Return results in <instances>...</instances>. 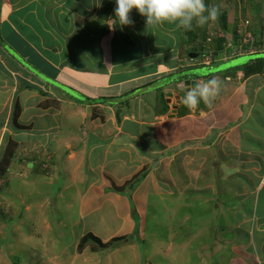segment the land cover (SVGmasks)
<instances>
[{
    "label": "crops",
    "instance_id": "obj_1",
    "mask_svg": "<svg viewBox=\"0 0 264 264\" xmlns=\"http://www.w3.org/2000/svg\"><path fill=\"white\" fill-rule=\"evenodd\" d=\"M258 2L251 19L241 17L240 6L218 7V20L209 22L219 43L196 37L195 28L203 30L195 21L191 30L147 25L135 9L134 23L121 27L115 0H0V158L12 147L0 200L9 219L47 226L45 234H23V264L89 258L87 245L70 255L59 248L50 224L60 218L35 217L47 205L69 206L72 187L76 245L86 233L104 243L142 238L151 214L155 227L146 234L158 236L164 260L145 253L147 264H264V77L244 71L264 54V31L254 50L243 40L248 28L253 36L264 28V0ZM198 39L207 53L205 42L220 48V62L209 68L254 58L206 77L184 72L195 64L187 57L199 51ZM187 74L195 83L221 82L211 107L182 103L186 87H176ZM113 257L105 264H122Z\"/></svg>",
    "mask_w": 264,
    "mask_h": 264
},
{
    "label": "rangeland",
    "instance_id": "obj_2",
    "mask_svg": "<svg viewBox=\"0 0 264 264\" xmlns=\"http://www.w3.org/2000/svg\"><path fill=\"white\" fill-rule=\"evenodd\" d=\"M217 2L218 1H216L215 5H218V7L219 6H221V7L225 6L227 12H229V11L232 12L235 10V8L238 9L240 6L241 17H243L245 19L250 18L249 12L255 13L256 6L259 3L258 0H220L218 3ZM222 18H224L223 15H222ZM246 21H245V23H246ZM195 25H196V23H195ZM208 26L211 30V27H212L211 22L208 23ZM206 27H207V23L204 26H197V28H201L203 31L200 33V30L195 28L194 32L198 34L196 37H202L204 39V38H206L205 37L206 35L207 36L210 35L213 37V39L214 38L220 39V41H219V43H220L221 37L219 36L218 32H216V31L213 32V30L208 32ZM252 28H254V26ZM263 31H264L263 27L261 29H259L258 31L256 29L255 30L253 29L252 33L254 34V36L250 32V28H248L246 30V32H244L243 35L246 37L243 38V40H244V42L249 44V45L247 44L248 47H245V50H254L255 46H252L253 45L252 42H254V41H255V43H256V41L259 42V40H261L260 38L263 37V35H262ZM225 32H226V30H225ZM199 39L196 40L199 48H195V49L196 50L199 49L198 53L200 54V56L198 55V57H194L192 60L188 59V57H187V60L189 62L195 63L193 65V68L191 69V71L195 70L196 72H200L201 76L205 75V77H206V75H208L209 72H215L217 68H221V67L223 68V66L232 67L233 65H235V64L238 65L239 63L244 64L249 59L254 58V55L247 56L246 58H242V62H240L239 60L236 61V59L234 58L235 59L234 61H228L226 64L221 65L220 67L217 66V67H210L209 68L206 65H204V68H201V66H203L204 63L206 64V62H210V63L215 62L216 64L218 62H220V61H218L217 53L213 52L214 50H216V52H217V50L219 51L220 48L219 47L217 48V44L214 45L215 40H213L211 42V45L204 41L206 44L207 51L210 52V53H208V56H207V52L200 46L202 43H201V40H199ZM0 47L5 48L4 44H1V43H0ZM258 56L264 57V54L261 53V54L257 55V57ZM224 71L225 70H223L222 72H224ZM226 72H228V71H226ZM81 100H83V99H81ZM65 121L67 123V121H70V120H65ZM78 125L79 124H77L76 126H78ZM74 126H75V124H74ZM76 126H75V128H76ZM11 148H12L11 145H8V148H7L6 152L4 153L2 159L0 158V197H1V192L4 191V188L6 187V183H7V177L8 176L5 175L4 170L6 169L7 164L9 162V155H10L9 150H11ZM49 150H51V148H49ZM49 156L50 155L48 154V158H45V159L49 160V158H50ZM50 163L51 162H49V164ZM41 164L43 166H45L44 161ZM39 187L43 188V190H46L47 193L48 192H50V193L54 192L52 189H49L47 186H39ZM10 196L11 195H9V197ZM66 199H67V202L69 203V206H64L61 204L50 205V206L47 205V206H45L46 208L44 207L45 208L44 210H42L40 212H35V214H36L35 217H39L40 213H42L44 215H47L48 218H51V217L57 218L58 217V218H60L59 220H62V221H58L57 223L52 222L50 225L52 226L54 223L56 224L55 227L53 228V230L59 236L58 237V240H59L58 242L60 243L59 248L65 247V250H66L65 255L71 254L73 246H77L79 248V252H81L80 248L86 247V245H87L89 247L88 249L91 248L90 249L91 252L89 253V258L85 259L86 262L84 264H105L107 261L109 262V260H111V262H114L113 256L117 257L115 259H118V258L121 259L120 261H122V264H137L136 262H134V259L132 260V258L135 256V254L134 253L131 254L132 250L130 247L131 245H133V243L134 244L136 243L132 247L137 248L138 254L136 256L139 257V264H144V263L147 264L148 258L146 259L147 255L145 256V253H149L150 256H153V254H154L155 258H156V262L164 260V258L162 256H157L159 254H156L157 250L159 251V243L157 241L158 236H155V239H154V236L152 237V236H149V234H146V232L152 233L154 231L155 223L152 221V219L149 220V218H152V217H150L151 214L149 215V218L147 217V221L145 222L146 227H145V230H143L145 236H142V238H141V236H133L130 239V236H128V235H125V236L122 235V237H123L122 239L113 242V241H111L113 239L112 238L111 240L106 241L105 246H100L92 238H90L86 243L81 245V243H80L81 238H82L81 237L79 239L78 245H76V243H75L76 233L79 230V226L72 223L73 218H75L77 215V209H78L77 194L75 192L74 187L66 190ZM1 201H2V199L0 200V261H1V264L2 263L3 264H14V262L15 261L17 262V260H18V264L19 263L23 264V263H25L24 254L26 251L25 243H24L25 239H24V242H22V239H21L23 234H30L32 232L33 233H39V234H45V230H46L47 226L45 225V223H41L40 220L28 221L25 219L24 221L18 222L19 221L18 219L17 220L9 219L10 218L9 216H11V214H9L8 212L5 213V211H4L5 208H3L4 201H2V202ZM158 211H157V213L164 214V207L161 205L158 206ZM50 222H51V220L49 221V223ZM159 232H163V233L166 232L164 224H162V229L160 228ZM154 234H156V233H154ZM164 236H166L165 233H164ZM199 239H201V238H199ZM166 240H167V237H165V240H164V237L161 238V242H165ZM160 244H162V243H160ZM36 250H38V249H35V251ZM117 252H119V253H117ZM92 254H94L93 258L90 257V256H92ZM94 258H96V260H95L96 262L91 263V259H94ZM81 260H83V259L78 258L76 261V264H78L79 262L82 263ZM152 260H154V258ZM89 261H90V263H89ZM179 264H181V263H179Z\"/></svg>",
    "mask_w": 264,
    "mask_h": 264
},
{
    "label": "clouds",
    "instance_id": "obj_3",
    "mask_svg": "<svg viewBox=\"0 0 264 264\" xmlns=\"http://www.w3.org/2000/svg\"><path fill=\"white\" fill-rule=\"evenodd\" d=\"M115 4V20L121 27L134 23L130 18L133 9L146 18L147 25L157 26L167 22L177 24L178 27L185 30H191L194 21L197 25L204 26L209 21H217L220 15L219 8L209 7L205 0H115ZM198 55L200 56L199 53ZM210 64V62H206L201 68ZM189 76L190 74H187L185 78H189ZM191 76L193 79L197 78L194 75ZM220 91L221 82L215 78L209 79L203 84L194 83L191 88L186 90L182 103L189 110L197 109L201 101L211 107Z\"/></svg>",
    "mask_w": 264,
    "mask_h": 264
},
{
    "label": "trees",
    "instance_id": "obj_4",
    "mask_svg": "<svg viewBox=\"0 0 264 264\" xmlns=\"http://www.w3.org/2000/svg\"><path fill=\"white\" fill-rule=\"evenodd\" d=\"M207 3L206 5H208L209 2H211V0H206ZM1 53V51H0ZM2 57V56H1ZM3 60H0V63H2ZM192 68H189L187 70H185L184 72H194V71H191ZM245 74L246 75H255V74H262L264 72V57L263 56H258L255 58V61L251 62V63H247L246 66H245ZM196 72V71H195ZM196 77H200L199 74H192ZM10 151V150H9ZM124 186H115L116 190H121ZM90 238H92L95 242H97V244H99L100 246H105L106 243L102 242L98 237H95L92 233H86L82 238H81V245H83L84 243H86ZM123 237L122 236H119V237H115L113 238L111 241H117V240H120L122 239ZM80 247V246H79ZM82 247V246H81Z\"/></svg>",
    "mask_w": 264,
    "mask_h": 264
},
{
    "label": "water",
    "instance_id": "obj_5",
    "mask_svg": "<svg viewBox=\"0 0 264 264\" xmlns=\"http://www.w3.org/2000/svg\"><path fill=\"white\" fill-rule=\"evenodd\" d=\"M191 57H197V53H190L189 54ZM200 73V72H199ZM195 83V81L194 80H192V79H190V78H186V79H184V80H182L181 82H178V84H177V87H176V89H177V91H179V89H183L184 87H186V90L187 89H189V88H191L192 86H193V84ZM178 93V92H177ZM177 95L178 94H176V97H177ZM178 97H179V95H178ZM179 102V101H178Z\"/></svg>",
    "mask_w": 264,
    "mask_h": 264
},
{
    "label": "built area",
    "instance_id": "obj_6",
    "mask_svg": "<svg viewBox=\"0 0 264 264\" xmlns=\"http://www.w3.org/2000/svg\"><path fill=\"white\" fill-rule=\"evenodd\" d=\"M239 51H240V50H239ZM0 60H1V53H0ZM258 75L264 77V72H263L262 74H258Z\"/></svg>",
    "mask_w": 264,
    "mask_h": 264
}]
</instances>
